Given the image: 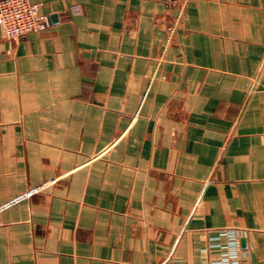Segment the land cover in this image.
<instances>
[{"label":"crops","instance_id":"0c3cea01","mask_svg":"<svg viewBox=\"0 0 264 264\" xmlns=\"http://www.w3.org/2000/svg\"><path fill=\"white\" fill-rule=\"evenodd\" d=\"M0 27V264H264V0H30ZM246 240L245 247L242 240Z\"/></svg>","mask_w":264,"mask_h":264},{"label":"built area","instance_id":"2783aa9c","mask_svg":"<svg viewBox=\"0 0 264 264\" xmlns=\"http://www.w3.org/2000/svg\"><path fill=\"white\" fill-rule=\"evenodd\" d=\"M41 5L30 0H0V27L7 39H22L32 33L51 29L52 23L47 14L41 12ZM7 206L0 207L2 212ZM230 242L222 246L220 261L214 264H240L242 257L239 246V231L229 233Z\"/></svg>","mask_w":264,"mask_h":264},{"label":"water","instance_id":"95a60500","mask_svg":"<svg viewBox=\"0 0 264 264\" xmlns=\"http://www.w3.org/2000/svg\"><path fill=\"white\" fill-rule=\"evenodd\" d=\"M55 18H57V17L52 16L50 19L53 20V19H55ZM241 242H242V246L245 247L246 240L243 239Z\"/></svg>","mask_w":264,"mask_h":264}]
</instances>
